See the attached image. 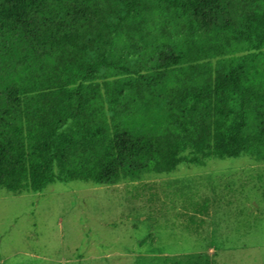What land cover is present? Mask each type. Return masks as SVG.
<instances>
[{
    "label": "trees",
    "instance_id": "1",
    "mask_svg": "<svg viewBox=\"0 0 264 264\" xmlns=\"http://www.w3.org/2000/svg\"><path fill=\"white\" fill-rule=\"evenodd\" d=\"M155 13L173 27L118 65L123 31ZM105 66L129 75L108 109L92 84ZM241 156L264 164V0H0V191Z\"/></svg>",
    "mask_w": 264,
    "mask_h": 264
},
{
    "label": "rangeland",
    "instance_id": "2",
    "mask_svg": "<svg viewBox=\"0 0 264 264\" xmlns=\"http://www.w3.org/2000/svg\"><path fill=\"white\" fill-rule=\"evenodd\" d=\"M152 17L123 31L118 65L133 63L173 27L170 17ZM127 76L105 66L92 83L107 109L109 84ZM250 161L181 164L170 175L115 186L73 181L20 196L1 190L0 264H264V169H248ZM255 176H262L257 185Z\"/></svg>",
    "mask_w": 264,
    "mask_h": 264
},
{
    "label": "crops",
    "instance_id": "3",
    "mask_svg": "<svg viewBox=\"0 0 264 264\" xmlns=\"http://www.w3.org/2000/svg\"><path fill=\"white\" fill-rule=\"evenodd\" d=\"M253 165L252 166H250L248 169H251V170H253L254 172L255 171H257V170H259V169H264V167L263 168H258L257 166H255L254 165V162L253 161H250ZM255 167V168H254ZM241 169H242V167H241ZM255 169H257V170H255ZM256 177V179L254 180V185H257L260 181H259V178H260V180H261V178H262V176L261 177H258V176H255ZM254 177V178H255ZM245 181V180H244ZM244 181H242V183H241V185L243 186L244 185ZM263 181H261L259 184H264V183H262ZM231 185V184H230ZM232 186V185H231ZM231 186H228V188H230Z\"/></svg>",
    "mask_w": 264,
    "mask_h": 264
}]
</instances>
